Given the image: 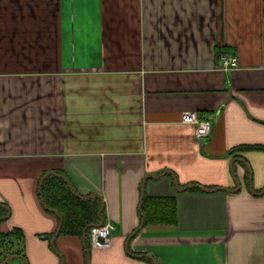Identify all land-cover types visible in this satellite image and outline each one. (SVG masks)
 Here are the masks:
<instances>
[{"label":"crops","instance_id":"obj_1","mask_svg":"<svg viewBox=\"0 0 264 264\" xmlns=\"http://www.w3.org/2000/svg\"><path fill=\"white\" fill-rule=\"evenodd\" d=\"M251 146L264 0H0V232L24 236L6 264H264V150L231 154ZM57 172L102 202L109 249L60 235L41 196ZM145 198H168L176 223L145 225Z\"/></svg>","mask_w":264,"mask_h":264},{"label":"trees","instance_id":"obj_2","mask_svg":"<svg viewBox=\"0 0 264 264\" xmlns=\"http://www.w3.org/2000/svg\"><path fill=\"white\" fill-rule=\"evenodd\" d=\"M256 149L264 150V146H251L237 148L235 151ZM194 190L200 189L194 187ZM41 196L45 206L58 212L63 225L60 235H81L91 232V228L100 225L99 215L102 209V202L99 199H83L72 189L70 183L61 176L59 172L46 174L41 186ZM9 211L5 207H0V223L8 215ZM143 216L145 225L150 224H173L176 223V208L174 203L168 198L149 199L143 201ZM23 233L15 229L8 234L0 232V264L13 256L23 255L24 252L19 248L23 243ZM87 246L88 239H87Z\"/></svg>","mask_w":264,"mask_h":264},{"label":"built area","instance_id":"obj_3","mask_svg":"<svg viewBox=\"0 0 264 264\" xmlns=\"http://www.w3.org/2000/svg\"><path fill=\"white\" fill-rule=\"evenodd\" d=\"M220 68L224 71L239 67V61L229 53H223L219 61ZM185 122L195 125L196 138L199 141L208 140L213 131V123L209 119H202L198 113H191L185 117ZM115 226L108 222L95 225L91 228L90 243L95 249H109L113 243V231Z\"/></svg>","mask_w":264,"mask_h":264},{"label":"water","instance_id":"obj_4","mask_svg":"<svg viewBox=\"0 0 264 264\" xmlns=\"http://www.w3.org/2000/svg\"><path fill=\"white\" fill-rule=\"evenodd\" d=\"M0 207H3V206H0ZM55 213H57V212H55ZM62 225H63V221H61V227H62ZM6 262L7 261H5L3 264H6Z\"/></svg>","mask_w":264,"mask_h":264}]
</instances>
